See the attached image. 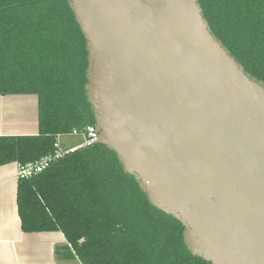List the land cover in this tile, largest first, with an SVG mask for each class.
Here are the masks:
<instances>
[{"label": "water", "instance_id": "95a60500", "mask_svg": "<svg viewBox=\"0 0 264 264\" xmlns=\"http://www.w3.org/2000/svg\"><path fill=\"white\" fill-rule=\"evenodd\" d=\"M100 138L211 264H264V82L199 0H67Z\"/></svg>", "mask_w": 264, "mask_h": 264}, {"label": "trees", "instance_id": "16d2710c", "mask_svg": "<svg viewBox=\"0 0 264 264\" xmlns=\"http://www.w3.org/2000/svg\"><path fill=\"white\" fill-rule=\"evenodd\" d=\"M213 34L264 82V0H199ZM86 40L67 0H0V95L38 98L39 134L0 137V166L55 151L58 135L95 125ZM24 233L61 232L81 264H211L185 246L181 223L154 208L114 152L95 144L19 179Z\"/></svg>", "mask_w": 264, "mask_h": 264}, {"label": "crops", "instance_id": "0c3cea01", "mask_svg": "<svg viewBox=\"0 0 264 264\" xmlns=\"http://www.w3.org/2000/svg\"><path fill=\"white\" fill-rule=\"evenodd\" d=\"M39 134L35 95H0V137ZM18 164L0 166V264H81L66 260L61 232L24 233L17 206Z\"/></svg>", "mask_w": 264, "mask_h": 264}, {"label": "built area", "instance_id": "2783aa9c", "mask_svg": "<svg viewBox=\"0 0 264 264\" xmlns=\"http://www.w3.org/2000/svg\"><path fill=\"white\" fill-rule=\"evenodd\" d=\"M66 137H76L79 138L81 142L78 145L71 146L62 142V139ZM99 138L100 134L95 125L88 126L83 131L74 130L69 134L58 135L54 144L55 151L53 153L45 155L39 160L29 162L25 165L18 164V178L30 179L38 174H41L66 156L74 154L81 149L95 145Z\"/></svg>", "mask_w": 264, "mask_h": 264}, {"label": "rangeland", "instance_id": "374dc122", "mask_svg": "<svg viewBox=\"0 0 264 264\" xmlns=\"http://www.w3.org/2000/svg\"><path fill=\"white\" fill-rule=\"evenodd\" d=\"M62 142L63 143H67V144L73 146V145H78L81 141H80L79 138H76V137H74V138H68V137H66V138H63L62 139Z\"/></svg>", "mask_w": 264, "mask_h": 264}]
</instances>
